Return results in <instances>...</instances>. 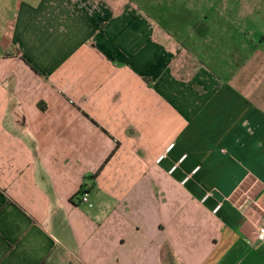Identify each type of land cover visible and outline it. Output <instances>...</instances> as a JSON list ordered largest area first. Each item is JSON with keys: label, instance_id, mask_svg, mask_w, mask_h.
<instances>
[{"label": "crops", "instance_id": "1", "mask_svg": "<svg viewBox=\"0 0 264 264\" xmlns=\"http://www.w3.org/2000/svg\"><path fill=\"white\" fill-rule=\"evenodd\" d=\"M142 1L0 0V264H264V22Z\"/></svg>", "mask_w": 264, "mask_h": 264}, {"label": "rangeland", "instance_id": "2", "mask_svg": "<svg viewBox=\"0 0 264 264\" xmlns=\"http://www.w3.org/2000/svg\"><path fill=\"white\" fill-rule=\"evenodd\" d=\"M154 2L159 3L161 8L169 9L176 8L173 7V3L175 0H154ZM150 0H143L142 4L148 8ZM157 8V7H156ZM155 12L161 13L160 17L163 16V10H156ZM188 8L190 9H199L203 11L207 10H216L221 13L226 14L227 12H236V17L238 19V24L243 25V23L253 15L254 17V28L261 27V16L263 15L264 20V0H194L189 1ZM227 17V16H226ZM160 19H165V17H161ZM220 19L224 20L222 17ZM175 19H173L174 21ZM242 20V22H241ZM244 21V22H243ZM243 41L240 39V35L238 33V44H241Z\"/></svg>", "mask_w": 264, "mask_h": 264}, {"label": "built area", "instance_id": "3", "mask_svg": "<svg viewBox=\"0 0 264 264\" xmlns=\"http://www.w3.org/2000/svg\"><path fill=\"white\" fill-rule=\"evenodd\" d=\"M174 145H171L169 148H168V151H170L172 148H173ZM166 157V154L160 156V158L158 159V162H161L164 158ZM186 158V156H184L182 158L181 161H183L184 159ZM177 165L173 166V168L171 169V173H173L174 171H176L177 169ZM200 168H196L194 173L197 172ZM189 178H187L185 182L188 181ZM210 195H207L205 198H204V201L207 200L209 198ZM82 202H88L89 201V194L88 192L84 189V193L82 195V198H81ZM221 206H218L214 211L217 212L219 209H220ZM257 237L260 241H264V225H261L258 229V233H257Z\"/></svg>", "mask_w": 264, "mask_h": 264}, {"label": "trees", "instance_id": "4", "mask_svg": "<svg viewBox=\"0 0 264 264\" xmlns=\"http://www.w3.org/2000/svg\"><path fill=\"white\" fill-rule=\"evenodd\" d=\"M84 193V191L82 192V194ZM41 264H51L50 262H49V259L48 260H45L44 262H42Z\"/></svg>", "mask_w": 264, "mask_h": 264}]
</instances>
